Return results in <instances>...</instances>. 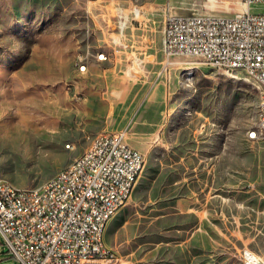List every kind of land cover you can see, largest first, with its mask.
I'll list each match as a JSON object with an SVG mask.
<instances>
[{
    "label": "rangeland",
    "instance_id": "374dc122",
    "mask_svg": "<svg viewBox=\"0 0 264 264\" xmlns=\"http://www.w3.org/2000/svg\"><path fill=\"white\" fill-rule=\"evenodd\" d=\"M119 7L129 17L123 32ZM240 8L239 0H0V180L41 185L91 137L125 129L145 165L105 232L124 261L244 264L245 247L264 257V136L249 137L261 87L199 57L168 59L162 44L167 14ZM100 53L119 67H92ZM79 56L85 72L73 64ZM0 264H21L1 236Z\"/></svg>",
    "mask_w": 264,
    "mask_h": 264
},
{
    "label": "built area",
    "instance_id": "2783aa9c",
    "mask_svg": "<svg viewBox=\"0 0 264 264\" xmlns=\"http://www.w3.org/2000/svg\"><path fill=\"white\" fill-rule=\"evenodd\" d=\"M230 15L167 14L163 28L166 57L194 56L218 73L243 71L260 82L264 94V0H239ZM119 11L121 31L128 15ZM104 54H99V59ZM80 72L81 67L75 60ZM252 139L264 136V114ZM71 148L72 145L68 144ZM145 154L127 141L125 129L98 133L69 165L35 187H6L0 181V236L21 264H128L102 236L112 212L132 195ZM244 264H264L250 248Z\"/></svg>",
    "mask_w": 264,
    "mask_h": 264
},
{
    "label": "bare ground",
    "instance_id": "6f19581e",
    "mask_svg": "<svg viewBox=\"0 0 264 264\" xmlns=\"http://www.w3.org/2000/svg\"><path fill=\"white\" fill-rule=\"evenodd\" d=\"M213 1V0H212ZM169 63H172V62H169ZM77 64L81 65V67H86V64L84 63L82 57H78L77 59ZM259 87L260 86V82H257ZM263 114H264V94L262 93V91L260 92V97H259V102H258V107H257V120H262L263 118ZM252 133H253V130L249 131V137L252 138ZM2 182L5 183L6 187H14L16 185H14L13 183L9 182V181H6V180H0ZM47 181H51V178L48 179ZM137 181H135V183H133L132 185V192H133V189L135 187V184H136ZM126 203H122V206H124ZM118 212L115 211V212H112V217ZM106 227H107V224H102V236H105V231H106Z\"/></svg>",
    "mask_w": 264,
    "mask_h": 264
},
{
    "label": "crops",
    "instance_id": "0c3cea01",
    "mask_svg": "<svg viewBox=\"0 0 264 264\" xmlns=\"http://www.w3.org/2000/svg\"><path fill=\"white\" fill-rule=\"evenodd\" d=\"M81 54V53H79ZM101 54V53H100ZM104 54V58L100 59L101 61H97L95 63V65H93L92 67H119V64L115 63L114 62V59L106 54V53H103ZM78 55V54H77ZM77 55L75 56V59L77 57ZM75 59L73 61V64L75 66ZM87 61V60H86ZM45 63V62H44ZM88 70V61H87V69L86 71ZM85 72V71H84ZM141 151V150H140ZM108 225V224H107ZM107 228V227H106ZM106 232V231H105Z\"/></svg>",
    "mask_w": 264,
    "mask_h": 264
}]
</instances>
